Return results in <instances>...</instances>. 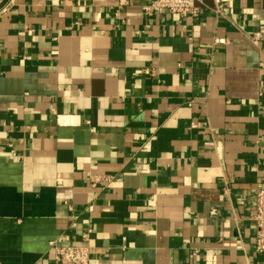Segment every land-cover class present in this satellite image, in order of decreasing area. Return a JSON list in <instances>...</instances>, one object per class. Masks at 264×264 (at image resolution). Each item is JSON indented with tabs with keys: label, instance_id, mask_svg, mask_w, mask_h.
I'll return each instance as SVG.
<instances>
[{
	"label": "crops",
	"instance_id": "crops-1",
	"mask_svg": "<svg viewBox=\"0 0 264 264\" xmlns=\"http://www.w3.org/2000/svg\"><path fill=\"white\" fill-rule=\"evenodd\" d=\"M150 1L0 0V264H264V0Z\"/></svg>",
	"mask_w": 264,
	"mask_h": 264
},
{
	"label": "built area",
	"instance_id": "built-area-1",
	"mask_svg": "<svg viewBox=\"0 0 264 264\" xmlns=\"http://www.w3.org/2000/svg\"><path fill=\"white\" fill-rule=\"evenodd\" d=\"M230 0H216V6L213 11L218 15H226L224 2ZM205 6L202 0H151L145 6V12L152 15L157 12H168L183 17L198 19L201 16ZM6 9L3 10L5 12ZM261 38V32L251 36L254 43H258ZM220 43H226V40H219ZM96 182V181H95ZM256 224V246L258 250L264 251V186L259 185L256 189V212L253 217ZM55 249L56 264H91L92 252L89 245H80L65 243L62 240L52 242Z\"/></svg>",
	"mask_w": 264,
	"mask_h": 264
}]
</instances>
